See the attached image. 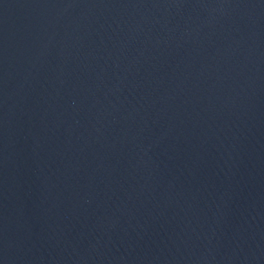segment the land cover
<instances>
[{
  "label": "water",
  "instance_id": "water-1",
  "mask_svg": "<svg viewBox=\"0 0 264 264\" xmlns=\"http://www.w3.org/2000/svg\"><path fill=\"white\" fill-rule=\"evenodd\" d=\"M0 264H264V0H0Z\"/></svg>",
  "mask_w": 264,
  "mask_h": 264
}]
</instances>
